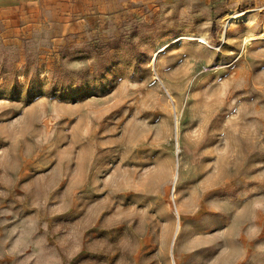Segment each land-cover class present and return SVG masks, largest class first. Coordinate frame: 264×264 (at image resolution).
Wrapping results in <instances>:
<instances>
[{
  "label": "rangeland",
  "instance_id": "1",
  "mask_svg": "<svg viewBox=\"0 0 264 264\" xmlns=\"http://www.w3.org/2000/svg\"><path fill=\"white\" fill-rule=\"evenodd\" d=\"M252 8L0 0V264H264Z\"/></svg>",
  "mask_w": 264,
  "mask_h": 264
},
{
  "label": "bare ground",
  "instance_id": "2",
  "mask_svg": "<svg viewBox=\"0 0 264 264\" xmlns=\"http://www.w3.org/2000/svg\"><path fill=\"white\" fill-rule=\"evenodd\" d=\"M238 22H242L244 24L247 23V20L244 14L231 13L230 15H228V18L226 20L227 25H234V24H237ZM258 38L264 39V34H261L260 36H258ZM197 43L200 45H206L205 41L201 37L197 38ZM164 45L160 44L159 47L157 48V51H160Z\"/></svg>",
  "mask_w": 264,
  "mask_h": 264
},
{
  "label": "crops",
  "instance_id": "3",
  "mask_svg": "<svg viewBox=\"0 0 264 264\" xmlns=\"http://www.w3.org/2000/svg\"><path fill=\"white\" fill-rule=\"evenodd\" d=\"M246 1H248L250 7L253 6L252 10H254V11H255L254 8H257V6H259V9L260 8L264 9V0H246ZM216 2H218V0H216Z\"/></svg>",
  "mask_w": 264,
  "mask_h": 264
}]
</instances>
